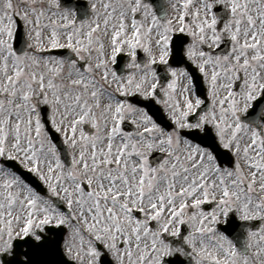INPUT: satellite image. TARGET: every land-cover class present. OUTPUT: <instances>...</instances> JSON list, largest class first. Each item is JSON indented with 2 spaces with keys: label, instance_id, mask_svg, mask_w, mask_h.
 Returning a JSON list of instances; mask_svg holds the SVG:
<instances>
[{
  "label": "snow or ice",
  "instance_id": "obj_1",
  "mask_svg": "<svg viewBox=\"0 0 264 264\" xmlns=\"http://www.w3.org/2000/svg\"><path fill=\"white\" fill-rule=\"evenodd\" d=\"M0 264H264V0H0Z\"/></svg>",
  "mask_w": 264,
  "mask_h": 264
},
{
  "label": "flooded vegetation",
  "instance_id": "obj_2",
  "mask_svg": "<svg viewBox=\"0 0 264 264\" xmlns=\"http://www.w3.org/2000/svg\"><path fill=\"white\" fill-rule=\"evenodd\" d=\"M141 54V57H143V53H140ZM205 208H208V206L207 205H205L204 206ZM253 224H256V223H258V222H252Z\"/></svg>",
  "mask_w": 264,
  "mask_h": 264
}]
</instances>
